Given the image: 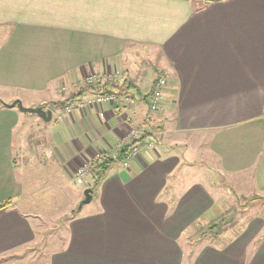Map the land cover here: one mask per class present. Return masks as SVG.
I'll use <instances>...</instances> for the list:
<instances>
[{
  "label": "crops",
  "instance_id": "obj_1",
  "mask_svg": "<svg viewBox=\"0 0 264 264\" xmlns=\"http://www.w3.org/2000/svg\"><path fill=\"white\" fill-rule=\"evenodd\" d=\"M90 74L123 83L132 101L105 103L106 124L94 107H57L45 140L22 142V154L59 160L67 173L92 149L120 143L126 117L160 134L150 150L109 169L90 206L68 219L49 264H264L263 218L246 217L225 241L203 242L187 257L182 240L229 201L264 199V0H0L1 101L22 102V92L62 78L77 88ZM158 77L166 80L161 102L145 121ZM35 98L47 108L45 97ZM14 109L0 108V137L17 123ZM210 160L221 181L192 180ZM14 166L8 144L0 145V202L19 193ZM9 200L0 209V259L34 234Z\"/></svg>",
  "mask_w": 264,
  "mask_h": 264
},
{
  "label": "rangeland",
  "instance_id": "obj_2",
  "mask_svg": "<svg viewBox=\"0 0 264 264\" xmlns=\"http://www.w3.org/2000/svg\"><path fill=\"white\" fill-rule=\"evenodd\" d=\"M90 75L95 76L96 80H112V77L107 74H99L98 77L97 74ZM132 77L133 76H131V78ZM61 83L66 85V89L59 92L58 88ZM74 90H76V87L73 86V84L66 78H62L53 81L49 90L45 89L39 92L31 90L22 92V102L20 99L19 101L23 107H36L34 104V99H36L35 97H45L47 101V108L45 109H48L49 103L52 101H61L63 96L66 97L67 93H72ZM111 93L115 96L113 103L117 105H127L132 101V96L129 91L124 94L115 91ZM89 97L90 96L74 103H69L64 107V111L67 112L66 108L68 107L69 112L67 113L74 110L83 113L88 109V106H86V99ZM12 101L13 100L6 103L0 100V108H2L4 104H11ZM78 103L84 104V111L79 110ZM104 104L102 110L105 114L103 117L98 116V111L101 110V107L97 106L94 108L97 111L99 120L103 124H106L108 120L106 113L109 110L105 109ZM14 107L15 112L20 114V117L17 118V123L14 125L13 129H10V131L6 134L8 137H0V145L8 144V148L10 149L15 161V181L13 191L18 189L19 193L8 199H14L16 202V211L23 214L25 213L24 218L27 224H29V227H31L32 231L34 230V234L31 242L27 244L20 253L9 256L8 258H1L0 263H3L5 259H7L6 264H49V254L54 249L62 246L61 244L65 241L67 235V221L71 214L74 215L75 212L80 209L78 208V204L84 198V190L86 188H90L92 184L91 176L97 162L95 161V165L91 168V171L85 175L82 183H77L75 180L73 172L76 167L87 162L88 159H92L95 154L100 155L101 152H106V155L104 154L105 156L115 157L116 152L123 144L129 143L132 139L139 138L140 136H143L142 140L131 149L129 155L140 153L143 147L145 150H150L149 148H151L158 140L160 133L157 132V134L155 130L150 133L148 130L139 129L137 125H134V121L132 119L133 117H126V121L124 120L125 125L127 126L124 130L125 136L121 137L122 139H120V143H118L115 147H112L109 151L92 149L93 152L91 150V154L89 156L80 160L78 159L73 170H69V172L65 173L64 169H57L59 160L41 159L42 161H33L30 157H27V155L20 152V150H22V142L32 144L33 142L35 143L36 140H45L48 126L50 123L53 124L56 120L59 110L56 108L53 109L52 119L45 122L36 113L19 111L16 105ZM60 109L63 108L61 107ZM146 114L144 115V119L145 121H148L153 114L150 116H147ZM53 127L55 130L59 129L58 126ZM100 128L103 130V127ZM133 129L135 130V136L130 135L133 134ZM148 134H150V136H147ZM27 135H29L28 138ZM9 140H11V146L9 145ZM45 143L46 146L49 145L47 142ZM133 150L135 152H132ZM46 154H43L44 157H46ZM104 155H102V157ZM209 159L210 158H208V160ZM206 166L207 168L203 166L201 169H198L197 172L190 174L191 179L201 178L206 181L207 178L210 177L212 180L221 181L219 174L216 172L214 162L210 160ZM263 200L255 196L253 198H246L245 200L238 199L236 202L235 199L231 200L228 203V205L232 206L230 209L223 211L221 215L216 217L214 220H211L206 224L199 225L197 230L187 231L182 239L185 257H187L189 253L196 251L199 245L203 242L225 241L230 235H233L232 233L235 230L234 228L239 226L240 222L244 221L246 217L248 221L250 219L252 220V218H254V220L256 218H263L264 220ZM89 206L90 204L84 203L81 207L87 208ZM215 224H219V226L216 227ZM212 225H215L214 228H210ZM14 260L16 261L10 263L8 262Z\"/></svg>",
  "mask_w": 264,
  "mask_h": 264
},
{
  "label": "trees",
  "instance_id": "obj_3",
  "mask_svg": "<svg viewBox=\"0 0 264 264\" xmlns=\"http://www.w3.org/2000/svg\"><path fill=\"white\" fill-rule=\"evenodd\" d=\"M118 92L121 94H124L129 91L128 87H123V83H118L116 80H93V81H87L83 80L76 88L74 92H72L70 95L62 99L61 101H54L49 103V108H64L66 105L71 103L73 100L79 99L81 96H83L86 93H109V92ZM147 96V95H146ZM144 95V98L146 97ZM149 96V94H148ZM147 96V97H148ZM145 136V135H144ZM143 136H140L139 138L132 139L129 143L123 144L118 151L116 152V156H103L100 158V160L97 162L96 167L93 171V174L91 176L92 184L90 186L91 188V194L94 193L95 189L99 186L101 180L106 176L109 169L115 165L118 162H123L125 159L129 156V153L131 152V149L137 145L141 140ZM10 203V200L7 199L4 202H0V209L4 208L7 204ZM72 214L70 215V217ZM69 217V218H70ZM216 227L219 226V224H215ZM214 225V226H215ZM212 225L210 228H214Z\"/></svg>",
  "mask_w": 264,
  "mask_h": 264
},
{
  "label": "built area",
  "instance_id": "obj_4",
  "mask_svg": "<svg viewBox=\"0 0 264 264\" xmlns=\"http://www.w3.org/2000/svg\"><path fill=\"white\" fill-rule=\"evenodd\" d=\"M95 79H96L95 76L89 75L88 77H86L87 81H93ZM165 84H166V80L164 77L157 78L154 84V87L148 96L147 116H150L151 114L155 113L158 110ZM114 99H115V96L111 92L109 93L97 92V93H93L92 96L86 99V106H88V108L100 106L101 110L98 111V116L103 117L105 114L104 111L102 110L103 104L108 103V102H113ZM78 104H79L78 105L79 110L84 111L85 110L83 108L84 104L83 103H78ZM66 111L69 112L68 107L66 108ZM134 133H135V130L133 129V134H130V135L135 136L136 134ZM132 152H135V151L133 150ZM104 154L106 155V152H101L100 155L95 154L92 159L90 160L88 159L87 162L80 164L78 167H76L73 174H74V177L77 183L83 182L85 175L88 174L91 171V168L95 165V161L98 162L100 158L102 157V155Z\"/></svg>",
  "mask_w": 264,
  "mask_h": 264
},
{
  "label": "water",
  "instance_id": "obj_5",
  "mask_svg": "<svg viewBox=\"0 0 264 264\" xmlns=\"http://www.w3.org/2000/svg\"><path fill=\"white\" fill-rule=\"evenodd\" d=\"M6 105H11V106H15L16 105L22 111L36 113L44 121H49L51 119V110L50 109H45L44 106H42V105H38L36 107H23L19 100H14L13 102H11V104H6ZM91 197H92L91 189L90 188H86L84 190V198L78 204V208H81V206L84 203L89 202L91 200Z\"/></svg>",
  "mask_w": 264,
  "mask_h": 264
}]
</instances>
